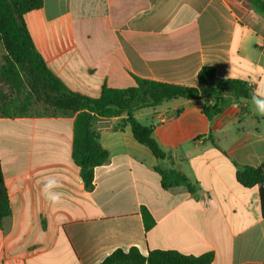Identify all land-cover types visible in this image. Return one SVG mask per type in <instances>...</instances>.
I'll use <instances>...</instances> for the list:
<instances>
[{
	"label": "crops",
	"instance_id": "obj_1",
	"mask_svg": "<svg viewBox=\"0 0 264 264\" xmlns=\"http://www.w3.org/2000/svg\"><path fill=\"white\" fill-rule=\"evenodd\" d=\"M24 22L48 69L92 98L135 78L196 87L205 66L218 80L248 82L252 93L264 82V18L246 0H44ZM203 107V99H179L134 113L153 127L163 165L182 172L194 193L162 187L160 162L126 114L94 123L110 159L95 169L92 190L72 157L75 116L0 117L12 209L0 229V264H100L131 247L264 264L259 190L236 178V165L264 168V117L251 99L212 121ZM47 177L62 184L53 189L63 193L57 204L42 194ZM143 207L156 222L149 232Z\"/></svg>",
	"mask_w": 264,
	"mask_h": 264
},
{
	"label": "trees",
	"instance_id": "obj_2",
	"mask_svg": "<svg viewBox=\"0 0 264 264\" xmlns=\"http://www.w3.org/2000/svg\"><path fill=\"white\" fill-rule=\"evenodd\" d=\"M246 3L264 18V0H246ZM44 0H0V43L5 55L0 67V82L10 92L24 94L11 98L0 85V117L30 116L32 101L39 98L46 108L44 116H75L72 157L80 169L86 189L94 188L95 169L106 164L110 155L100 143V134L94 123L98 118H113L126 114L134 138L148 147L160 164L156 171L161 185L169 190L186 187L194 193L190 180L180 171L163 165L166 154L153 137V127L142 125L134 118L141 109L156 108L166 102L185 99H203V112L212 121L231 104L251 99L248 82L240 79H217L213 66L203 67L197 76V86H182L135 78V86L113 89L104 86L101 95L92 98L70 90L52 73L37 51L24 22V16L43 7ZM237 181L246 188L257 187L264 217V168L236 165ZM12 214L8 190L0 159V229ZM144 228L151 231L156 222L150 212L141 210ZM214 253L188 256L174 250H154L146 256L137 247L127 251L117 249L100 264H212Z\"/></svg>",
	"mask_w": 264,
	"mask_h": 264
},
{
	"label": "clouds",
	"instance_id": "obj_3",
	"mask_svg": "<svg viewBox=\"0 0 264 264\" xmlns=\"http://www.w3.org/2000/svg\"><path fill=\"white\" fill-rule=\"evenodd\" d=\"M252 103L255 106L256 114L264 117V82H260L251 94ZM62 187L60 181L51 179V177L45 178V182L41 189L45 200L50 201L52 204H57L61 202L63 193L59 191H53V189H58Z\"/></svg>",
	"mask_w": 264,
	"mask_h": 264
},
{
	"label": "rangeland",
	"instance_id": "obj_4",
	"mask_svg": "<svg viewBox=\"0 0 264 264\" xmlns=\"http://www.w3.org/2000/svg\"><path fill=\"white\" fill-rule=\"evenodd\" d=\"M4 51H3V48L1 47L0 45V67L4 64V60H3V57H4ZM0 85L3 87V90L8 93L10 95L11 98H16V97H19V98H23L25 95L24 94H18V93H15V92H10L8 90V88L0 82ZM46 108L43 104V101L39 98H35L33 101H32V105L29 109V114L31 116H43L46 114ZM49 116V115H48Z\"/></svg>",
	"mask_w": 264,
	"mask_h": 264
}]
</instances>
